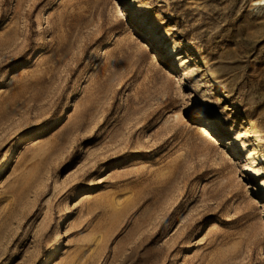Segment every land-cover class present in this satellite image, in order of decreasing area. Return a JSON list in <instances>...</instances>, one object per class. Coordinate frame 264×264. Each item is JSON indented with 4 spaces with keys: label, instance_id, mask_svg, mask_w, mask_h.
I'll use <instances>...</instances> for the list:
<instances>
[{
    "label": "rangeland",
    "instance_id": "1",
    "mask_svg": "<svg viewBox=\"0 0 264 264\" xmlns=\"http://www.w3.org/2000/svg\"><path fill=\"white\" fill-rule=\"evenodd\" d=\"M263 159L264 0H0V264H264Z\"/></svg>",
    "mask_w": 264,
    "mask_h": 264
},
{
    "label": "bare ground",
    "instance_id": "2",
    "mask_svg": "<svg viewBox=\"0 0 264 264\" xmlns=\"http://www.w3.org/2000/svg\"><path fill=\"white\" fill-rule=\"evenodd\" d=\"M158 37L159 38H161L162 36L161 35H158ZM166 47L168 48V50H170V52L173 50L172 49V47L168 44V45H166ZM167 50V51H168ZM176 59H177V61H178V63L180 64V66H182V67H184V68H187V69H189V70H192L193 71V69L194 68H192L193 66H190L189 65V60L192 58V57H180V56H178V55H176V56H174ZM186 58H188V59H186ZM152 64H155V63H157V60H156V57L155 56H153V60H152V62H151ZM219 127V124L218 123H212V122H205L204 123V125H202L201 126V130H200V134L202 135V136H204V137H209V136H212V133L210 132V130L211 129H216V128H218ZM225 128V127H224ZM226 128H228V129H231V126L229 125V126H226ZM20 139L21 138H18L17 140H16V142H15V145H17L18 143H19V141H20ZM205 140V139H204ZM203 140V141H204ZM242 141V140H241ZM206 142H209V140H208V138L206 139ZM242 144H244V141H243V143ZM247 154H248V157H253V152L251 151V150H248L247 151ZM263 158V157H262ZM252 159V158H251ZM254 160V159H253ZM264 160V159H263ZM262 160V161H263ZM260 162V161H259ZM249 164V163H248ZM248 168L249 169H255V167H253V165H252V167L251 166H248ZM255 171V170H254ZM257 171V170H256ZM257 173V172H256ZM261 181V180H260ZM263 182V181H262ZM55 253H56V251H54V252H52L51 254H49V256H47L45 259V261L42 263V264H46L47 263V261H49L50 260V258H52V257H54V255H55Z\"/></svg>",
    "mask_w": 264,
    "mask_h": 264
}]
</instances>
